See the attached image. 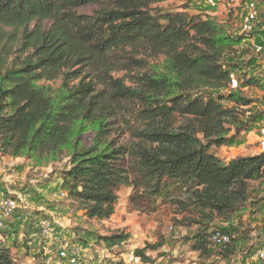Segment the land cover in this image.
Returning <instances> with one entry per match:
<instances>
[{"label":"trees","instance_id":"16d2710c","mask_svg":"<svg viewBox=\"0 0 264 264\" xmlns=\"http://www.w3.org/2000/svg\"><path fill=\"white\" fill-rule=\"evenodd\" d=\"M168 1L0 0V154L34 167L66 159L59 185L82 212L86 232L111 250L130 233L100 235L91 222L109 219L123 186L132 199H161L181 214L196 210L207 223L185 217L202 227L192 249L212 256L219 230L229 241L216 253L228 259L239 227L207 232L209 223L231 220L250 183H264V152L223 161L216 151L260 115L246 89L261 79L238 62L252 46L243 35L209 13L163 7ZM226 54L237 61L227 63ZM13 215L0 232L14 230ZM34 229L39 235V223ZM6 237L0 233V264H21ZM161 246L134 252L149 264V249Z\"/></svg>","mask_w":264,"mask_h":264},{"label":"rangeland","instance_id":"374dc122","mask_svg":"<svg viewBox=\"0 0 264 264\" xmlns=\"http://www.w3.org/2000/svg\"><path fill=\"white\" fill-rule=\"evenodd\" d=\"M162 6L171 7L175 11L188 8L190 12H206L233 35L240 32L241 17L238 15L236 1L221 0L216 8L204 5L201 0H169ZM89 11L90 9L84 10ZM248 46L246 42L239 45L238 53ZM252 52L251 46L249 53L238 62L244 65L250 75L261 79V86L246 89L253 101L252 113L257 112L260 115L252 126L242 131L230 145L222 146L216 151L223 161L236 156L260 153L257 141L258 129L264 120V56ZM225 57L227 63L237 61L235 58L232 60L231 55L226 54ZM147 62L151 66H158L160 59H148ZM126 137L128 136L124 135V138ZM65 166L66 159L34 167L26 158H12L0 154V199L15 197L20 204L13 215L14 218L18 216L14 222V230L0 233L7 235L4 242L12 247L14 257L21 264H44L42 259H39V235L34 229V226L43 219H50L59 235L80 242L84 252L81 263L86 264H115L117 257L122 259L127 247L141 248L146 243L160 242L161 247L149 249V264H245V253L249 247L252 250L264 243V183L254 181L250 183L246 204L231 217V220L216 217L209 223L207 232L218 226L226 227L230 223L239 227L241 238L236 242L237 252L228 259L218 256L216 252L219 246L213 242L210 248L215 252L210 257L199 256V252L192 249L194 235L202 227L195 224L186 225L185 217L193 216L200 220L202 225L207 223L196 210L181 214L175 207L161 199L134 197L133 200L131 189L121 186L117 190L118 200L114 213L107 220L91 222L100 235L117 231L130 233L128 243L111 250L103 242L96 243V238L86 232L87 226L81 223L82 212L66 199V192L60 187L58 179L59 171ZM79 236L84 237L86 242L79 241ZM25 243L27 244L24 245Z\"/></svg>","mask_w":264,"mask_h":264},{"label":"built area","instance_id":"2783aa9c","mask_svg":"<svg viewBox=\"0 0 264 264\" xmlns=\"http://www.w3.org/2000/svg\"><path fill=\"white\" fill-rule=\"evenodd\" d=\"M204 5L216 8L221 0H201ZM227 1V0H226ZM236 1L238 15L241 17L240 32L244 40L252 44L255 52L264 50V0H228ZM259 39L260 42L256 40ZM230 85L235 88L239 85L236 73L231 72ZM258 149L264 152V120L258 129ZM20 204L15 197L0 199V229L7 227L6 220L19 208ZM38 250L44 264H86L81 263L83 248L78 241L69 240L59 235L50 219H43L39 223ZM211 241L215 245H222L229 241L226 234L219 230L213 232ZM245 264H264V243L247 250ZM121 264H146L136 255L134 248L127 247L122 254Z\"/></svg>","mask_w":264,"mask_h":264}]
</instances>
